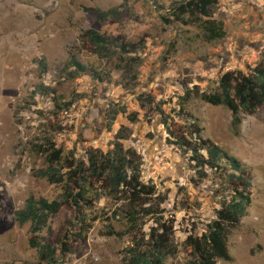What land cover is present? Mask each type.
Segmentation results:
<instances>
[{
  "label": "rangeland",
  "instance_id": "obj_1",
  "mask_svg": "<svg viewBox=\"0 0 264 264\" xmlns=\"http://www.w3.org/2000/svg\"><path fill=\"white\" fill-rule=\"evenodd\" d=\"M174 1L0 0V264H45L30 241L58 249L65 233L71 251L57 250L61 264H124L133 242L129 205L154 202L157 212L139 221L137 234L147 240L153 227L168 224L174 255L165 264H189L188 236L206 232L239 184L225 164L206 167L202 177L177 137L210 139L245 167L251 203L229 232L232 260L217 264H264V105L255 114L242 112L235 125L225 106L184 98L195 88L213 91L224 73H248L264 60V0H219L215 17L226 35L212 42L195 25L162 21ZM116 7L120 16L104 22L95 13ZM88 29L128 44V54L140 58L132 74L120 55L99 57L86 47ZM73 57L86 74L75 71ZM113 109L119 113L111 123ZM121 127L124 148L136 150L142 163L141 180L155 186L153 197L134 201L126 188L111 191L93 179L92 200L79 215L64 204L37 234L30 223L15 221L30 197L63 199L65 185L37 175L48 166L44 148L62 149L69 162L85 160L91 151L112 149Z\"/></svg>",
  "mask_w": 264,
  "mask_h": 264
},
{
  "label": "trees",
  "instance_id": "obj_2",
  "mask_svg": "<svg viewBox=\"0 0 264 264\" xmlns=\"http://www.w3.org/2000/svg\"><path fill=\"white\" fill-rule=\"evenodd\" d=\"M218 3L219 0H177L171 3L162 16V21L167 25L172 23L186 26L195 25L201 29L206 41H218L226 35L223 21L215 17ZM95 13L102 22L120 16L117 7L107 10L98 9L95 10ZM83 38L86 47L92 49L99 57L120 55L121 59L127 62L129 74H132L133 66L140 62L139 56L128 54L129 48L127 47L129 46L126 42H119L95 29L86 30ZM125 55H128L127 58H124ZM71 65L76 72L87 73V66L79 62L76 57L71 59ZM93 75L94 77L98 76L96 70H93ZM195 89L186 92L184 96L186 101L193 97H199L208 104L225 106L232 113L233 123L240 125L242 112L250 115L255 114L264 105V60L248 73H243L240 70L224 73L213 91ZM144 100L151 102L147 98ZM118 113V110H112L111 123L115 121ZM161 113L163 114V112ZM130 119L134 121L136 117L132 115ZM162 122L166 125L169 133L174 136L167 119L163 118ZM192 125L196 131L199 130L198 124L192 123ZM123 129L124 127H121L117 132L112 149L105 153L91 151L85 160L78 159L69 162L68 159L63 160L62 149L54 146L44 148L42 152L47 154L48 166L45 169H39L37 175L46 178L52 184L65 185L63 199L48 202L43 198L30 197L26 200L25 205L15 212V221L19 225L30 223L32 232L37 234L42 231L48 217L56 213L64 204L72 206L79 215L81 207L86 206L87 202L92 200L93 179L104 182L111 191L116 192L126 188L132 192L134 201L142 194L153 197L156 193L155 186L147 185L141 180L140 167L142 163L138 153L132 148L125 149L123 146V140L128 138ZM177 138L174 143L185 152L191 151V159L195 162L194 167L198 169V173H202V177L206 175L205 172H202L206 167L218 169L223 168L225 164L234 171L231 177L239 184L234 190L233 196L217 210V218L208 224L206 232L201 236H188L185 243L191 248L192 253L189 264H217L220 259L231 261L228 245L229 232L237 227L251 203L248 189L252 184L245 177V167L210 139L196 137L194 140L188 141L185 137ZM49 143L51 141L46 144ZM242 186L243 188L240 190ZM156 205L155 202L149 207L139 204L129 205L127 221L131 228L128 230V234H133V242L125 250L124 264H165V261L174 255L171 229L168 224L160 222V228L153 227L147 240L144 235L139 237L136 232V226L143 217L157 212ZM81 216L79 221L83 223V213ZM110 233L114 234V230L111 229ZM30 242L32 247L38 251L39 261L45 264H61L57 255L58 249L62 255L71 251L70 236L67 233L60 241L58 249L50 243L34 240Z\"/></svg>",
  "mask_w": 264,
  "mask_h": 264
}]
</instances>
